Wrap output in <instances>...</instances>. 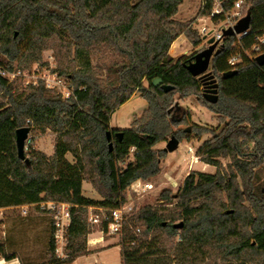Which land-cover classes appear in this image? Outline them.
<instances>
[{"label": "trees", "instance_id": "1", "mask_svg": "<svg viewBox=\"0 0 264 264\" xmlns=\"http://www.w3.org/2000/svg\"><path fill=\"white\" fill-rule=\"evenodd\" d=\"M183 1L0 0V55L5 58L0 66L13 71V63L43 65L42 52L53 49L57 65L52 72L70 90L64 96L43 80L19 87L0 75V208L40 201L71 205L68 257H55L51 224L49 257L42 264L71 262L89 253L87 207L116 208L126 202L131 183L159 173L163 152L153 146L183 121L172 113L173 95L198 93L202 85L186 69L196 52L174 59L168 51L180 35L192 46L200 44L193 23L209 15L214 4L203 0L196 17L181 21L175 15ZM234 1L218 5L226 12ZM240 9L242 16L250 13L249 32L240 41L235 35L223 37L211 58L217 100H204L222 126L215 131L195 125L191 131L197 137L211 133L196 155L215 171L192 170L177 191L160 192L161 204L139 207L122 226V264H264V64L242 54L233 66L236 72L222 77L230 69L228 57L243 53L264 34V0H242ZM221 18L223 13L213 16L215 22ZM154 78L172 89L154 86ZM135 92L147 103L130 127L138 137L137 146L132 144L135 162L121 165L113 189L109 160L114 149L109 150L106 131L112 113ZM25 125L55 134L52 154L31 149L28 165L15 145V130ZM171 135L179 142L189 136L181 130ZM127 156L126 150L115 152L119 163ZM220 158L229 162L223 165ZM84 180L101 199L82 194ZM0 256L16 257L1 243Z\"/></svg>", "mask_w": 264, "mask_h": 264}, {"label": "rangeland", "instance_id": "2", "mask_svg": "<svg viewBox=\"0 0 264 264\" xmlns=\"http://www.w3.org/2000/svg\"><path fill=\"white\" fill-rule=\"evenodd\" d=\"M180 5L175 15L177 20L187 21L197 16V13L203 3V0H184ZM213 7L217 5V0H213ZM212 25L207 18V15L199 16L193 23V28L201 37V42L197 46H192L191 43L178 40L175 44L170 46L169 55L174 59L181 56L189 55L193 52H198L207 46L204 36L199 32L202 25ZM178 45L176 46V44ZM177 47V48H176ZM0 59H5L0 55ZM42 62L31 63L25 67H18L16 63H13V71H8L10 75H6L9 82H14L19 87H25L29 84H35L38 80H43L51 86H54L56 91L61 92L64 96L70 91L67 87V82L63 78L52 72V69L57 65L55 52L53 49H46L42 52ZM95 62V59H92ZM214 75H216L211 68V60L208 67ZM217 77V76H216ZM218 78V77H217ZM144 85H147L146 81H143ZM203 86L201 85L198 93L188 94L183 97H179L178 93L173 95L172 113L176 119L183 118V121L178 124L170 126V134H168L166 140L160 141L153 146V149L162 151V157L160 160L159 173L145 180L149 182L152 187L142 193H134L129 190V187L125 191L126 202L133 206L134 212L144 205H155L162 202L158 199V195L163 189H170L175 192L182 184L183 178L186 174L192 170L203 171L207 173H214L215 167L209 164H205L196 155V150L199 145L207 138L211 136L210 132H205L201 136H195L194 132H191L193 126L199 125L207 127L209 130L218 131L222 124L219 122L215 113H213L204 103L202 96ZM2 99L0 92V100ZM145 101L140 97L138 92H135L122 106L118 107L111 115L109 122L111 133L115 131H123V137L120 142L117 138L112 136L111 142L113 146L112 156L109 160L111 166V176L114 180L113 189L117 188L118 181V169L121 165L127 161L134 163V157L129 151V148L134 145L137 146L138 137L130 131L131 123L134 119L141 116L145 106H141V102ZM146 102V101H145ZM28 126V125H25ZM118 126H124L118 127ZM120 129V130H119ZM182 131L189 136L183 138L177 148L172 151H163L166 146V142L170 138L173 132ZM172 132V133H171ZM55 142V134L49 129L41 131L39 128L29 126L27 138L24 143L25 156L29 158V151L31 149H37L44 152L46 155H51L53 152V146ZM188 147L191 151H188ZM128 151V156L125 161L117 162L115 159V152ZM69 160H72L71 155H67ZM223 165L229 162L228 158H220ZM205 164V166H204ZM132 165V164H131ZM125 172L129 171L126 167ZM82 194L92 199H101V195L87 180L82 182ZM161 204V203H160ZM21 206L0 208V243L3 245L6 253H12L16 255L15 259L11 262H6L0 256V264H42L48 259L47 241L51 231V218L46 208H41L33 204L28 205L25 208V212L22 211ZM89 233L86 235V247L89 253L97 252L101 248V242H95L94 244L88 243V238H96L100 235L97 229L89 227ZM104 239L115 238L117 243L121 239V235H103ZM120 245V244H119ZM108 247L105 245L104 248ZM86 254V255H87ZM111 257L115 259V263L118 260V252L116 249L110 250ZM93 255L81 257L74 261L75 264H88L91 261ZM117 264V263H116ZM205 264H234L224 263L216 261L215 263L210 260ZM263 264V263H259Z\"/></svg>", "mask_w": 264, "mask_h": 264}, {"label": "built area", "instance_id": "3", "mask_svg": "<svg viewBox=\"0 0 264 264\" xmlns=\"http://www.w3.org/2000/svg\"><path fill=\"white\" fill-rule=\"evenodd\" d=\"M213 7L210 14L207 15L210 23L214 26L209 27L204 24L200 27L199 32L204 36V39L207 44V39L210 37H214V39L218 40L220 44L224 35L222 31L233 27V25L242 17V12L240 6L242 4V0H236L233 3V6L229 11L222 12V9L218 5ZM223 13V18L219 21L215 22L213 20V16L215 14ZM249 32V28L241 33H234L237 41H240L242 37H244ZM264 52V34L255 37L254 43L251 47L245 50L243 53L237 52L231 54L227 59V65L230 69H233L242 58V54H245L248 57H255ZM0 75L2 77H6V75H10L9 72L0 66ZM48 87H54L45 83ZM70 91L67 95H69ZM66 95V96H67ZM135 147L132 146L129 148V151L133 153ZM188 151H191V148L188 147ZM152 185L145 181L138 179L130 184L129 190L134 193H142L148 189H150ZM35 206H39L41 208H46L50 214L51 224H52V236L54 240V255L56 258L63 260L68 257L65 247L67 243V231L70 225V204L66 202H54V201H40L39 203L33 204ZM28 205H23V212H25V208ZM87 217L86 222L90 228L97 229V231L103 235H121L122 226L125 222L128 221L130 217L134 215V208L128 203H122L116 208H105L102 206H88L87 207ZM139 229L136 228L135 232H138ZM96 238H88L89 244H94ZM61 264H75L74 261L71 262H62Z\"/></svg>", "mask_w": 264, "mask_h": 264}, {"label": "water", "instance_id": "4", "mask_svg": "<svg viewBox=\"0 0 264 264\" xmlns=\"http://www.w3.org/2000/svg\"><path fill=\"white\" fill-rule=\"evenodd\" d=\"M250 22V13L247 12L244 16H242L233 27H229L222 31L224 36L233 35L234 33L238 34L246 31L249 28ZM222 47V44L218 43V40L214 39V37H210L207 39V46L200 51L196 52L193 56V60L186 65V69L190 72L192 76L198 77L202 80V96L203 98L209 102L214 103L217 100V90H218V82L214 74L208 70L211 58L216 55ZM255 62L258 65L264 64V52L254 57ZM236 72V69H229L222 73V77L226 78L231 76ZM152 84L154 86L160 85L163 91H168L172 89L171 85L161 84V80L159 78H154L152 80ZM29 131V127L22 126L15 130V145L17 150V155L20 159H22L27 165L29 164V159L25 156L24 152V143L27 138V134ZM112 136L116 137L118 140H121L123 136V131H115L111 133L110 130L106 131V138L109 141L108 147L111 151ZM178 139L171 135L168 141L166 142L165 150L172 152L178 146ZM176 227H180L181 223L175 224Z\"/></svg>", "mask_w": 264, "mask_h": 264}, {"label": "crops", "instance_id": "5", "mask_svg": "<svg viewBox=\"0 0 264 264\" xmlns=\"http://www.w3.org/2000/svg\"><path fill=\"white\" fill-rule=\"evenodd\" d=\"M178 40H183L184 42H188L184 35H180L173 41V43L171 45L173 46L175 44V42H178ZM177 45H178V43L176 44V46ZM125 103L126 102H124L123 104H125ZM140 104H141V106H145L146 102L142 101ZM122 105H120V106H122ZM118 127L124 128V126H118ZM204 166H205V164H204ZM96 241L98 243L101 242L100 246H101L102 249H100V250H98L97 252H94V253H90V254H87V255L80 256V257L76 258L74 261H76L77 259H79L81 257H86V256H89V255H93V258L91 259L90 262H88V264H116V263L117 264H122L121 246L117 243V240H115V238L112 237V238H109V239H104V237L101 236V234H100L99 236L96 237ZM105 245H108V247L104 248ZM112 249H116V251L119 254L118 260H117L116 263H115V259H113L111 257V254H110V250H112ZM14 259L15 258L10 259V260H5V261L6 262H11Z\"/></svg>", "mask_w": 264, "mask_h": 264}]
</instances>
